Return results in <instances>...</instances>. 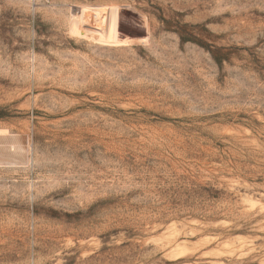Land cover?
Instances as JSON below:
<instances>
[{"label": "rangeland", "instance_id": "1", "mask_svg": "<svg viewBox=\"0 0 264 264\" xmlns=\"http://www.w3.org/2000/svg\"><path fill=\"white\" fill-rule=\"evenodd\" d=\"M0 264H264V0H0Z\"/></svg>", "mask_w": 264, "mask_h": 264}]
</instances>
